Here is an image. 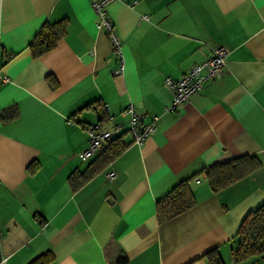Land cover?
Here are the masks:
<instances>
[{
  "label": "crops",
  "instance_id": "0c3cea01",
  "mask_svg": "<svg viewBox=\"0 0 264 264\" xmlns=\"http://www.w3.org/2000/svg\"><path fill=\"white\" fill-rule=\"evenodd\" d=\"M124 70L96 26L91 0H0V252L4 264H208L216 249L233 264L242 216L264 202V0H114ZM144 16H147L145 18ZM64 33L40 56L29 44L45 23ZM222 46L225 66L171 110L173 90L191 65ZM52 77V84L48 77ZM132 103L144 122L157 117L143 144L133 142ZM119 125L123 150L109 164L83 159L85 128ZM254 156L257 167L211 190L204 169ZM95 166L76 183L72 175ZM115 177L107 178V173ZM188 180L195 204L162 223L156 202ZM238 264H264V256Z\"/></svg>",
  "mask_w": 264,
  "mask_h": 264
},
{
  "label": "trees",
  "instance_id": "16d2710c",
  "mask_svg": "<svg viewBox=\"0 0 264 264\" xmlns=\"http://www.w3.org/2000/svg\"><path fill=\"white\" fill-rule=\"evenodd\" d=\"M64 33V24L62 22H45L33 40L29 44V49L33 57L40 56L44 52L53 48L56 42ZM52 84V77H48ZM17 107L12 104L4 108L0 113L3 121H10L17 116ZM122 135L112 139L111 143L98 153L96 161L109 164L124 148ZM254 156L241 157L230 161L215 163L204 169L208 184L213 191H217L237 179L253 171L258 163L254 161ZM96 167H88L80 174L72 175L76 183L89 179L95 172ZM195 204V198L190 188L188 180H183L171 188L163 197L156 202L157 221L162 223L171 219ZM235 246L231 250V259L233 264H238L248 258L264 256V202L249 209L241 218L237 230L233 236ZM208 264H224L216 249L210 250L202 256ZM53 257L50 251H45L28 264H49ZM125 255H121L117 264H126Z\"/></svg>",
  "mask_w": 264,
  "mask_h": 264
},
{
  "label": "built area",
  "instance_id": "2783aa9c",
  "mask_svg": "<svg viewBox=\"0 0 264 264\" xmlns=\"http://www.w3.org/2000/svg\"><path fill=\"white\" fill-rule=\"evenodd\" d=\"M114 0H91V6L96 15V26L101 29L109 39L112 51L119 57L120 64L114 70V74L120 75L124 70V61L121 53V38L117 28L110 18L108 7ZM147 18V16H144ZM226 50L222 46L211 50V55L203 61L195 63L178 79L165 78V83L173 90V98L167 106V110L175 108L184 103L190 96L201 91L206 81L219 76L225 66ZM4 82L8 81L7 76H0ZM130 117L129 132L133 142L143 144L144 141L154 132L157 117L150 122H144L142 115L137 113L132 103L127 104L124 109ZM120 129L119 125H114L113 129H103L98 123L90 124L85 128L88 136V146L80 152L83 159L102 153L105 143L109 141L114 132ZM107 178L115 177V172L110 171ZM5 256L0 252V264H4Z\"/></svg>",
  "mask_w": 264,
  "mask_h": 264
}]
</instances>
